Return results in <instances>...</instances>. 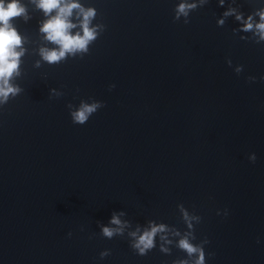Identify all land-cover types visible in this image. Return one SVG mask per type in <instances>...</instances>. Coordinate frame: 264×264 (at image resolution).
Wrapping results in <instances>:
<instances>
[{"label": "water", "instance_id": "1", "mask_svg": "<svg viewBox=\"0 0 264 264\" xmlns=\"http://www.w3.org/2000/svg\"><path fill=\"white\" fill-rule=\"evenodd\" d=\"M19 2L20 91L0 103V264H194L186 236L205 264H264V0H188L198 7L178 22L181 0H68L95 10L101 35L51 65L49 17ZM81 102L105 106L75 125ZM161 225L139 255L136 239Z\"/></svg>", "mask_w": 264, "mask_h": 264}, {"label": "clouds", "instance_id": "2", "mask_svg": "<svg viewBox=\"0 0 264 264\" xmlns=\"http://www.w3.org/2000/svg\"><path fill=\"white\" fill-rule=\"evenodd\" d=\"M206 0H199L200 5H203ZM222 3V0H221ZM37 7L45 13L49 18L43 23L40 31L46 34V39L52 44L57 45V48L40 50L42 59L48 64H57L65 58L67 54H75L77 52L87 53L88 46L91 42L97 40L101 35L97 31L96 27H90L92 19L95 17L96 12L94 9L84 10L78 3H71L68 0H38ZM198 4L196 2H188V0H181L177 7L174 8L173 22H178L180 17H188L190 12L197 9ZM78 9V15L82 16L79 27L81 32L73 34L70 30L76 28L77 25L70 22L69 17L72 16L73 10ZM55 12L54 15H51ZM231 12L225 13L230 15ZM24 17L27 19L26 8L19 0H11V2L5 3V0H0V103H5L9 95L15 96L20 89L14 88L10 85L14 73H17L20 52L16 49L21 44V37L18 34L16 28L10 21L16 18ZM237 20L241 17L237 16ZM261 23L255 27L261 35V39H264V13H260ZM190 23L189 19L184 20V24ZM221 24L223 21L220 22ZM252 28L251 23H246L244 30L248 31ZM239 71V69H238ZM254 80V78H249ZM115 85L110 86L114 88ZM105 105L102 102H93L91 104L81 102L80 106L69 112L71 120L75 125H84L88 122L91 116H93L99 109ZM253 162L255 157H252ZM185 221L189 223L191 227L190 219L187 212H184ZM111 224L120 225L121 221L117 216L113 215ZM164 226L161 225L151 226L150 230H145L142 235L136 239L132 245L134 249H137L139 255L145 256L149 250L154 249V238L158 232H163ZM122 232V229H113L109 227H103L102 233L105 237L113 238L115 234ZM178 234V233H177ZM71 236V233H69ZM132 236H136V233H132ZM161 239H164L161 237ZM194 240L195 237L193 236ZM205 244L209 241L205 238ZM179 248L186 252L189 256H195L194 264H205V252L201 245H196L187 238V236L179 241ZM110 253H101V257L109 255ZM212 254L210 253L209 256ZM174 264H189L188 260H182L174 262Z\"/></svg>", "mask_w": 264, "mask_h": 264}]
</instances>
